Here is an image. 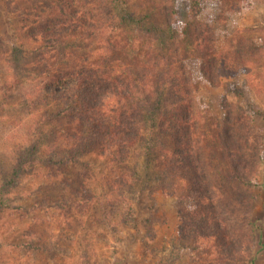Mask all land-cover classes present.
I'll use <instances>...</instances> for the list:
<instances>
[{
  "label": "trees",
  "instance_id": "obj_1",
  "mask_svg": "<svg viewBox=\"0 0 264 264\" xmlns=\"http://www.w3.org/2000/svg\"><path fill=\"white\" fill-rule=\"evenodd\" d=\"M210 1L36 0L31 9H13L18 28L10 44H0V120L19 123L22 134L10 170L0 165L1 212L23 211L10 196L30 178L53 192L36 207L71 219L66 214L74 208L93 205L97 186L88 175L102 169L110 176L101 183L105 200L118 192L116 201L128 203L124 190L150 184L224 230L203 207L241 200L238 186L246 181L238 166L256 138L244 131L251 116L239 107L215 120L197 106L188 60L200 58L213 87L241 69L252 75L264 60L259 50L240 56L246 47L233 40L239 47L217 52L212 40L231 13L264 0H215L219 13L204 23L198 16ZM79 166L84 173L75 177Z\"/></svg>",
  "mask_w": 264,
  "mask_h": 264
},
{
  "label": "rangeland",
  "instance_id": "obj_2",
  "mask_svg": "<svg viewBox=\"0 0 264 264\" xmlns=\"http://www.w3.org/2000/svg\"><path fill=\"white\" fill-rule=\"evenodd\" d=\"M33 3L36 0H0V44H10L18 28L11 21L13 9L21 12ZM189 13L188 7L182 8L185 21ZM218 13L212 0L200 9L198 19L209 23ZM233 40L246 47L238 49L240 56L259 50L264 59V3L231 13L226 24L216 25L212 44L217 52L239 47ZM188 66L199 87L197 106L209 109L215 120L239 107L251 116L242 126L244 131L256 138L254 151L245 150L238 166L246 181L238 186L241 200L225 198L222 204L203 207L205 214L214 211L220 217L224 230L211 218L206 223L200 209L179 204L150 184L129 194L124 190L128 203L116 201L121 198L118 192L105 200L101 183L110 176L102 169L88 175L97 186L93 205L81 211L74 208L66 214L71 219H66L59 211L36 207L53 192L42 189L39 179L29 178L10 196V203L23 211H0V264H264V60L252 75L241 69L221 76L217 87L204 81L200 58L188 60ZM21 134L19 123L0 120V165L8 171L11 150ZM79 172L84 173L82 166L72 170L75 177Z\"/></svg>",
  "mask_w": 264,
  "mask_h": 264
}]
</instances>
